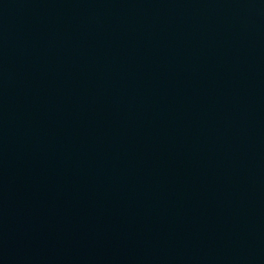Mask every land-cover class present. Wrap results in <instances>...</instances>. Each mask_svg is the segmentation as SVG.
Returning a JSON list of instances; mask_svg holds the SVG:
<instances>
[{
    "label": "water",
    "instance_id": "95a60500",
    "mask_svg": "<svg viewBox=\"0 0 264 264\" xmlns=\"http://www.w3.org/2000/svg\"><path fill=\"white\" fill-rule=\"evenodd\" d=\"M0 264H264V0H0Z\"/></svg>",
    "mask_w": 264,
    "mask_h": 264
}]
</instances>
